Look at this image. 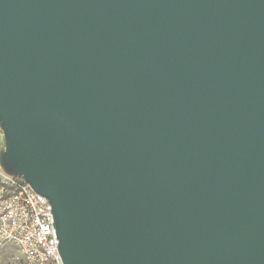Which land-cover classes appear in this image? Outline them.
Segmentation results:
<instances>
[{"label":"water","instance_id":"obj_1","mask_svg":"<svg viewBox=\"0 0 264 264\" xmlns=\"http://www.w3.org/2000/svg\"><path fill=\"white\" fill-rule=\"evenodd\" d=\"M0 129L64 264H264V0H0Z\"/></svg>","mask_w":264,"mask_h":264},{"label":"built area","instance_id":"obj_2","mask_svg":"<svg viewBox=\"0 0 264 264\" xmlns=\"http://www.w3.org/2000/svg\"><path fill=\"white\" fill-rule=\"evenodd\" d=\"M7 245L26 264H64L49 199L0 166V247Z\"/></svg>","mask_w":264,"mask_h":264},{"label":"rangeland","instance_id":"obj_3","mask_svg":"<svg viewBox=\"0 0 264 264\" xmlns=\"http://www.w3.org/2000/svg\"><path fill=\"white\" fill-rule=\"evenodd\" d=\"M4 147V135L0 132V150ZM0 264H26L14 246L0 247Z\"/></svg>","mask_w":264,"mask_h":264}]
</instances>
